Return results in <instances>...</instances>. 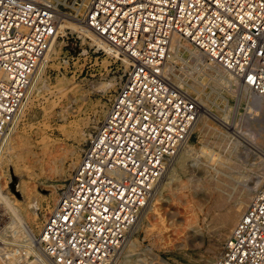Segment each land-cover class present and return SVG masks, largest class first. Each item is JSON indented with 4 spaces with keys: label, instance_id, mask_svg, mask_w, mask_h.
Returning a JSON list of instances; mask_svg holds the SVG:
<instances>
[{
    "label": "built area",
    "instance_id": "obj_1",
    "mask_svg": "<svg viewBox=\"0 0 264 264\" xmlns=\"http://www.w3.org/2000/svg\"><path fill=\"white\" fill-rule=\"evenodd\" d=\"M61 4L0 0V140L27 100L60 16H72ZM77 17L127 67L41 222L33 264H109L119 252L199 113L167 70L175 38L264 97V0H89ZM212 264H264V174Z\"/></svg>",
    "mask_w": 264,
    "mask_h": 264
},
{
    "label": "rangeland",
    "instance_id": "obj_2",
    "mask_svg": "<svg viewBox=\"0 0 264 264\" xmlns=\"http://www.w3.org/2000/svg\"><path fill=\"white\" fill-rule=\"evenodd\" d=\"M61 1V9L72 15L64 18L74 17L69 20L78 22L77 15L82 14L87 0ZM59 39L63 44L58 56L46 65L45 85L32 89L16 122L11 143L13 151L10 154L4 152L0 160V198L10 196L16 206L22 205L27 212L38 215L30 223L36 238L43 218L56 201L90 134L102 121L125 70L122 61H114L100 50L96 52L89 41H83L75 31L66 29V35ZM187 53L182 54L185 60ZM67 57L70 62L64 65L62 59ZM189 63L191 66L186 67L183 61L174 58V72L183 78L195 98H202L210 107L201 104L204 112L187 141L189 150L179 158L178 155L169 166L163 188L160 186L154 192L150 208L131 235L134 247L129 250L125 246L119 250L114 257L116 264H212L219 246L231 231L224 233L216 227L215 219L235 202L233 196L244 184L245 174L264 165V130H261L264 126L255 129L251 137L239 129L244 124L247 105L241 106L238 87L233 86L235 91H230L229 87L212 80L213 75L207 72L209 69L201 75L195 63ZM109 81L112 84H108ZM104 85L109 88L100 90ZM238 122H241L239 126L236 125ZM256 126H259L258 122ZM231 139L241 143L235 151L228 148ZM45 145H50L52 154L57 157L54 163L46 157L48 162L43 167L40 157ZM204 149L209 154L214 152L216 159L207 157ZM221 181L226 184L222 185ZM215 182L223 187H212ZM254 184L251 182L255 190ZM219 191L222 192L218 194ZM253 193L251 190V196ZM12 218L8 216L4 221L10 220L12 227H18L19 222ZM2 223L0 221V226ZM2 235L7 240L1 238L0 249H26L21 248L26 241L10 242L13 239L21 241L22 236L16 237V233L3 229ZM32 245L38 250L36 243H30L31 249ZM21 255L15 264H29L33 259L30 254ZM0 264L4 263L0 261Z\"/></svg>",
    "mask_w": 264,
    "mask_h": 264
},
{
    "label": "bare ground",
    "instance_id": "obj_3",
    "mask_svg": "<svg viewBox=\"0 0 264 264\" xmlns=\"http://www.w3.org/2000/svg\"><path fill=\"white\" fill-rule=\"evenodd\" d=\"M88 1L89 0H87L86 3ZM85 6L86 5H84V8H82L81 13L84 12ZM64 17L65 16L61 15L60 18H59V20H58V23H57V29H58L57 30V34L55 35V37H54V39H53V41L51 43V46L49 47V49L47 51V54H46V57H45V60H44V62L42 64V66L38 69V71L32 77V80H31V83H30V87H29L28 95L32 91V89H38L41 86H44L45 85V83H44V75H45L46 65L48 64V62L50 60H53V59H55L58 56L59 51H60V48H61V46L63 44V41L61 39H59V37L66 35V29H70L72 31L77 32L80 35V37L82 38L83 41L88 40L91 47H95L96 50L101 49L107 56H116V53L111 48V46L108 45V43H106L95 32H93L87 25H85V23L82 20H80V18H77L76 19V21H78V22H73L72 23L69 20V18H72L73 19L74 17H69V18H64ZM171 50L173 52V56H171L172 57L171 62L174 60V58H178L179 60H181V61L184 62V65L186 64L185 65L186 67L191 66V64H187V61L183 58V55H182L184 52H188L189 55H190V57L193 59V62L195 63L194 64L195 68L196 69L198 68V70H200L199 72H200L201 75H203V73H205V71H207L209 69L207 72H210L209 75L210 74L213 75L211 77H212V80H214L215 83H219V84L222 83L223 86L229 87V90L230 91H235V90H233V86L237 88L236 82H235V80L233 79L232 75L229 72H227V71H225L223 69H220L218 67H208V66L204 65V58H203V56L199 52H197L196 49L187 40H182V39H179L178 37L175 38L173 40V43H172V46H171ZM171 62L167 65V70L168 71H171V73L174 75V77L172 79L174 80V82L178 86L185 88L186 92L189 93L187 87L185 86L184 80L179 75L175 74V72L173 73V67H171ZM124 64H125V68H126L127 67V63L124 62ZM109 83L112 84V82H110V81L108 82V84ZM106 84H107V82H106ZM101 88L104 89V91H106L109 88V85L108 86H105V85L104 86H101L100 87V90H101ZM238 91H239L238 92L239 93L238 95L240 96L241 106L243 104L244 105L246 104L247 105V108L245 110L246 111L245 119H244V121L242 120L243 121L242 123H244V124L243 125H240L241 122H238V124H236V125L237 126L240 125V128L239 129L244 134H248V135L250 134L249 137H251V135H254L255 134V132H256L255 129H258V128L261 129L264 126V97L252 96V95L249 94V92L245 88L238 87ZM28 95H27V99H28ZM195 99L197 101L199 113H198V116H197V118H196V120L194 122V125H193V128H192L193 130H195L197 128V124L199 123V121H201L200 120V117H201V114L204 112V110L202 109V105H204L205 107L207 106L208 109L210 107L202 98H198L199 100L197 98H195ZM246 105L244 107H246ZM24 106H25V104L22 106V108H21V110L19 112V115H18V117H17V119H16V121L14 123V126L11 128V130L5 136V138H2L0 140V160H1V157L4 154V152L6 154L7 153L10 154L13 151V147L11 145L12 140H13V134L15 132L16 122L20 118V115L22 114L21 111L23 110V107ZM260 114L262 115L261 117L258 116ZM240 120H241V118H240ZM256 122L259 123V126H256ZM249 128H251V129H249ZM261 130H264V129H261ZM240 144H241L240 142H238V141H236L234 139H231L229 141L228 148L230 147V151H235ZM21 150H22V148H21ZM188 150H189V145H188V143L186 141L180 147V149L178 150V152L176 153V155L171 159V161H170V163H169V165H168V167L166 169L165 174L163 175V177L161 178V180L159 181V183L156 185V187L154 189V192L160 186H161V188H163V186H164L163 179H165V177L167 175V170H168L169 166L172 164V162L174 161V159L178 155H179L178 156V158H179L184 153V151H188ZM205 150L206 149H204V151ZM41 153L42 154H41L40 160H41V164L43 165V167L48 162V160L46 159V157H49L50 158L49 162H51V163H54L55 162V159H56L55 157H57V156L52 154L50 145H45V148H43V150H42ZM213 153L209 154V151H207L206 152V156L214 159L215 153L214 154ZM38 155H40V154H37V156ZM219 158H221V157H219ZM63 159H64V156H63ZM214 160H213L212 163H214ZM228 160H229V158H228ZM225 161L227 162V160L224 159V162ZM0 164H1V162H0ZM222 166H223V164H222ZM225 170H228V169H225ZM172 171H173V168H172L171 172ZM263 174H264V165H261V166H259L256 169H252V170L248 171L247 174H245V176H244L245 177V180L243 181L244 184H242L241 187L238 186L239 187L238 189L235 188V190L237 189V192H235L236 193V196L235 195L233 196V197H235L234 198L235 199L234 200L235 202L233 204H231L230 207L224 213L220 214L215 219V223L217 225L216 227L221 228L222 230H224V233L225 232H228V230H231L232 229V227L234 226V224L237 221L238 217L240 216L241 212L243 211L244 207L248 204L249 200L252 197L251 196V190L254 191V189L251 187V182L252 183L254 182L255 183L254 185H256L255 187L257 188V186H258V184L260 182V179L263 176ZM217 177H220V176H217ZM211 178H213V177H211ZM220 179H221V177H220ZM223 180H225V179H223ZM216 182H215V184H216ZM206 183L208 185V182H206ZM221 183H222V181H221ZM239 183H242V182L240 181ZM213 184H212V187L213 186H219V184H216V185H213ZM225 184H226V182L224 181V183H222V185H225ZM219 187L222 188L223 186H219ZM201 188H202V186H201ZM209 188H211V186ZM226 188H229V187H226ZM223 191H225V190H223ZM154 192H153V194H154ZM220 192H222V191H219L218 194H220ZM225 193L226 192H223L222 194H225ZM222 194H221V197L223 196ZM230 196L231 195H229L228 197H230ZM2 198L3 197L0 198L1 199L0 201L2 202V203L0 202L1 203L0 204V220L3 223L0 226V241H1V238L5 239L4 238V235H2V229H3V231L9 232V233H16L17 234L16 237L18 235H20V236L23 237V238L21 237L22 238L21 241H19L18 239L17 240L13 239L14 241H10L9 238H8V241L14 242L16 244H19V243H22L23 241H26L27 244L25 243V245L23 244L21 246V248H23V247L26 248L23 251L19 250L20 248L19 249L17 248V251H12V250H9V249H6V248L3 249V250L0 249V261L3 262L4 264H15V262H18L17 260H19V258L22 257L21 254H23V253H25L26 256L29 255V254L30 255H32V254H34V255L40 254L41 250H40L39 240H38V238H36V232L30 226V223L32 221L36 220L38 218V215L36 213L35 214H31L29 211L27 212V209L25 207H23L22 205L21 206H16V204L14 203V201L12 200V198L10 196L4 197L5 199H2ZM228 200H229V198L227 199V201ZM149 204H150V200L148 201L146 207L143 209V211H142V213H141L138 221L130 229V231H129L128 235H127V238L124 241V243L122 244L120 250H122L125 246L129 250H131L134 247L135 243H134V239L131 238V235H132V233H133L136 225L138 224V222L140 220H142V218H143L144 214L146 213L147 209L150 208L149 207ZM35 207H36V205H35ZM8 216H12L15 219V221L19 222L18 227H12V225H10V223H9L10 220L8 222L7 221H4V218H7ZM198 229H199V227L196 226V230H198ZM219 235H221V234H219ZM6 240L7 239H5V241ZM30 243H36L38 245V250L36 248H34V245H32L33 248L31 249V247L29 246ZM6 245H8V243ZM10 245H11V243H10ZM14 246L16 247V245H14ZM216 247H218V245ZM30 250H31L32 253L30 252ZM15 252H17V254ZM127 255H129V254H127ZM23 259H25V258H23ZM25 260H27V259H25ZM113 261L116 264V260H114V258L109 262V264H114V263H112ZM28 263L29 264H33V261H30Z\"/></svg>",
    "mask_w": 264,
    "mask_h": 264
}]
</instances>
